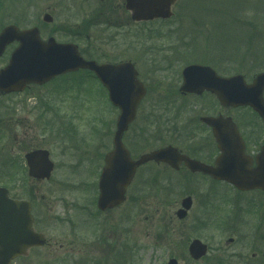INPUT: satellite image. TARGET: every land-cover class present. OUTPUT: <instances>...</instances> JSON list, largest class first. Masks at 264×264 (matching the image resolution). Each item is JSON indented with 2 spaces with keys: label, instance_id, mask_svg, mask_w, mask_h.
Instances as JSON below:
<instances>
[{
  "label": "rangeland",
  "instance_id": "1",
  "mask_svg": "<svg viewBox=\"0 0 264 264\" xmlns=\"http://www.w3.org/2000/svg\"><path fill=\"white\" fill-rule=\"evenodd\" d=\"M97 7L95 0H0V30L12 23L20 28L37 25L43 38L53 35L59 42L73 41L86 58L101 63L134 61L149 87L142 104L144 110H141L140 123L153 99L171 94L178 88L180 72L188 64H210L225 75L241 73L248 82L264 71V0H182L174 8L178 23L171 21L166 27L151 26L160 36L115 38L113 29L105 27L102 18L97 25L90 27L88 38L86 34L80 38L71 35L68 23L76 26L95 19ZM46 12L54 17L52 23L43 21ZM232 20H235L233 24ZM235 23L244 25L235 27ZM238 28H244L242 33L246 41L236 48L237 44L232 42L235 38L230 34L233 31V35L237 34ZM174 29L179 34L168 36ZM15 46H9L0 59V68L8 63ZM165 56L170 59L172 68L167 72L154 69L153 66L162 63L160 59ZM78 82L80 89L66 93L67 87L79 85ZM107 97L100 84L86 72L63 76L23 93L0 97V113H7L8 123L12 126L8 128L10 134L6 145L2 141L0 144V164L3 157L25 163L24 154L31 148L49 149L56 164L49 181L32 182L28 179L24 182L22 178L15 186L7 185L12 186L11 193L16 196L30 200L35 196L33 202L43 218L41 229L57 241L56 246L66 240V224L62 219L69 204H77L78 208L87 206L94 212L98 210L95 189L98 188L99 172L94 174L92 162H100L101 169L104 154L112 148L118 115V109L111 106ZM185 98L184 103L193 104V98ZM207 102L205 97L199 103ZM231 115L241 117L244 123L251 125L250 128H256V118L249 109L232 110ZM13 135L22 141L20 148L14 143ZM152 144L156 147L159 142ZM158 173L161 182L147 185L144 194L137 196L142 181ZM180 179V174L169 173L163 168H142L127 202L112 214H103L106 223L101 230L93 225L87 241L102 236V245L106 239L114 243L116 247L107 256L111 258L110 264H167L171 258L178 259L180 264H194L188 247L195 238L209 245L205 256L209 264H215L216 259L222 260V249L227 244L229 232L223 222L224 202L218 198H227L237 191L226 184H214L213 198L196 199L189 216L180 220L176 216L181 202L177 185ZM258 202L264 209V196ZM263 229L260 230L261 238L258 236V264H264ZM49 256L44 251L35 252L30 254L27 263L12 264H47L46 257ZM115 256H118L117 260H113ZM197 264L207 262L203 260Z\"/></svg>",
  "mask_w": 264,
  "mask_h": 264
},
{
  "label": "water",
  "instance_id": "2",
  "mask_svg": "<svg viewBox=\"0 0 264 264\" xmlns=\"http://www.w3.org/2000/svg\"><path fill=\"white\" fill-rule=\"evenodd\" d=\"M177 0H128V8L135 20H150L172 16L171 7ZM46 21H52L45 14ZM19 41L12 53L9 64L0 71V92L21 91L29 83L42 84L56 75L80 68L90 69L100 78L109 91L112 103L120 109L114 148L105 156V166L99 180L100 195L98 207L102 210L121 205L126 199L127 187L136 170L149 162H166L178 169L179 162L185 161L192 171H202L217 180L227 181L239 190L264 191V146L260 154L252 157L245 152V145L232 118L204 117L213 126L219 140L221 153L215 165H207L181 155L173 146L159 148L142 154L138 159L131 157L123 143L124 133L134 121L146 87L138 78L134 63L126 61L117 64H99L84 59L78 46L73 43H58L53 37L44 41L37 27L21 30L15 24L3 28L0 33V56L6 47ZM184 93L202 94L205 90L215 93L226 106H251L264 120V72L258 74L251 84L243 75L222 77L208 66L191 64L183 70ZM230 129V131H229ZM29 175L36 179H49L54 169L50 153L36 149L26 154ZM256 162V166L252 164ZM192 206L191 197L182 201L178 216L184 218ZM31 205L27 200L12 199L7 188L0 187V264L9 262L34 245H44L43 234L32 230ZM207 245L195 239L189 247L190 254L200 259L207 253ZM169 264H178L171 259Z\"/></svg>",
  "mask_w": 264,
  "mask_h": 264
},
{
  "label": "flooded vegetation",
  "instance_id": "3",
  "mask_svg": "<svg viewBox=\"0 0 264 264\" xmlns=\"http://www.w3.org/2000/svg\"><path fill=\"white\" fill-rule=\"evenodd\" d=\"M95 2H98V10L95 19H90L86 22L77 24L76 26H72L70 23H68L67 29L69 28L68 30L71 31L70 33L74 37L80 38L86 34L85 36L88 38V30H90V27L97 25L100 18H102L101 22H104L105 27L113 29V37L121 39L139 38L143 35L146 37L160 36L161 34L157 32L158 30L154 31L156 29H153L151 26L155 25L166 27L167 24L171 23V21L178 23L179 20V18L176 16H172L171 18L167 19L157 18L153 20L135 21L132 17V12L128 9L127 0H95ZM173 12L175 13L174 15H176L174 9ZM177 34H179V31L177 32V29H174L168 34V36L170 35L173 37ZM160 61L163 64L160 62H158L159 64L156 63L153 66L154 69L167 72L170 70V68H172L169 63L170 59H168L167 56L161 58ZM210 66L214 68L212 65ZM214 69L219 75L224 77L230 76L229 74L225 75L216 68ZM182 71L180 72L179 78L177 80L179 83L178 88H176V90L171 94H164L157 99H153L152 103H150L151 105L149 106L150 108L148 109V112L144 114L145 119L142 123H140L139 117L141 110H144L142 104L149 92V87L147 85L148 83L142 79L138 70V77L145 85L147 94L138 107L136 119L130 124L123 137V141L130 151L132 158L136 159L145 152H150L152 150L167 146H173L181 155L188 156L190 159L207 165H215L216 159L220 154L219 140L213 126L206 123L203 120V117H220L223 119V122H226L228 118L232 117L240 134L238 138L240 140L241 137L244 142L246 153L252 156H255L257 153L260 154L264 146L263 119L259 115L256 116L253 113L256 118V121L254 120L256 128L252 129L249 127L251 126L250 124L248 126L247 123H244V121L241 120V117L237 118L231 115L232 110L245 109L244 107H231L223 105L217 96L210 92H204L200 96L181 93L179 88L183 82ZM33 87L36 86H30V88ZM5 96L6 95L0 94V97ZM185 97L193 98V104L184 103L183 100H186ZM205 97L208 98V102L205 104L199 103L200 100ZM198 105L200 108H198ZM117 118L115 121L114 133L117 127ZM8 126L12 128L11 125H8L7 113H0V144L2 141V144L5 143L6 145V140L9 137L7 135L10 134V131L7 130ZM152 128L154 129L153 131ZM13 140L16 146L20 148L22 144L20 138L17 135H13ZM154 141L159 142L158 145H155L156 147H154V144H152ZM32 149L34 148H31L30 150ZM30 150H27L26 152ZM106 153L102 159L103 165L100 166L101 169H99L100 162L97 160L92 162L94 165V174L97 175L99 172V178L104 167ZM16 163L23 164V162L18 163V161H16ZM167 164L168 163L165 162L150 161L146 163V165L140 167L138 171L142 170L141 168L146 166H153L157 169L163 168L165 171H168L172 174H180L181 179L180 181L177 180V185L181 194L180 205L182 204L184 198L191 197L192 199V207L189 209L186 217L183 219L181 218L180 220H184L189 216L196 199H206L210 197L213 198L214 195L212 194H214V191L212 186L214 184H226L230 187H233L237 191L227 198H218V200H223L224 202L223 207L225 217L223 222L226 231L229 232V237L226 246L222 249L223 259H216L217 262L215 264H258V236L261 238L260 230L264 228V209H262L263 204L258 201H262L264 192L260 190L240 191L234 185L226 181L217 180L210 174L202 171H192L186 165L185 161H180L178 163V169H174ZM252 165L255 166L256 164ZM4 167L5 166L3 165V168L0 171V180L5 181L6 173ZM54 169H56V165ZM90 173H92V171H90ZM158 176L159 173L156 175L152 174L149 179L143 180L142 187L138 188L139 193L137 196L144 194V187L147 185L161 182ZM135 181L136 180L134 179L127 189V200L129 198V192H131L132 188H134ZM188 182L190 184L187 185ZM93 186H95V183ZM95 191L99 194V186L95 189ZM10 195L12 198H22L14 194ZM252 196L254 198H251ZM33 197L35 196H32L31 200L29 199L31 202V211L34 216L33 229L36 232L43 233L46 236V244L27 248L24 254L12 259L10 264L27 263L30 254L35 252H38L39 254L42 251L50 255L49 257H46L47 261L49 262L47 264H98L99 261L100 264L111 263L109 262L111 258H108L107 256L110 253V250L116 247L115 244L110 243L109 240L105 238V244L102 245V236L100 238L95 237V240L93 239L94 241L88 242L87 234L90 232L89 230L93 228V225H95L96 228L99 227L101 230V226L106 223L103 221L102 215L112 214L119 208L108 209L105 211L98 209L94 212L92 210H88L90 208L87 206L78 208L77 204H69L67 214L62 219L66 224V240L56 246L57 241H54L53 238L49 237L45 231L41 229L42 224L40 225V223H43V218L41 217L40 212H38L40 210L36 208L33 202V200H36ZM245 201L248 203L246 204ZM71 212L74 214H71ZM246 223H249L248 227H246ZM97 233L98 231L95 229V235H97ZM209 249L210 248L208 245V252ZM116 257L118 256H115L113 260H117L118 258ZM207 259L208 258L203 257L199 260H192L194 264H197L203 260L209 264ZM114 263L116 262H113V264Z\"/></svg>",
  "mask_w": 264,
  "mask_h": 264
},
{
  "label": "trees",
  "instance_id": "4",
  "mask_svg": "<svg viewBox=\"0 0 264 264\" xmlns=\"http://www.w3.org/2000/svg\"><path fill=\"white\" fill-rule=\"evenodd\" d=\"M230 16H234V15H230ZM232 19V18H231ZM234 21L235 20H232V24L234 23ZM237 24H239V26H242V25H244V23H237ZM236 23L234 24L235 25V27H237L238 25H237ZM239 29V28H238ZM244 30V28L242 29V30H240L239 29V31H238V33L237 34H235V35H233L234 34V31L230 34L231 36H233V37H231V38H235V40H232V42H235L236 44H237V46H236V48H239L240 46H243L244 44L242 43V42H244V41H246L245 40V34H243L242 33V31ZM237 36H240V39H238L237 38ZM263 40V39H262ZM233 45H234V43H233ZM9 163V162H8ZM19 169V168H18ZM18 169H17V171H14L13 173L11 172L12 170L10 169V167L9 166H7V179H6V181H5V184L6 185H11L12 184V186H15L16 184V177H18V176H21L22 178H24L23 180H24V182H26V176H25V167H21L20 169H19V172H18ZM22 178H21V180H22ZM15 184V185H14ZM11 186V187H12Z\"/></svg>",
  "mask_w": 264,
  "mask_h": 264
}]
</instances>
